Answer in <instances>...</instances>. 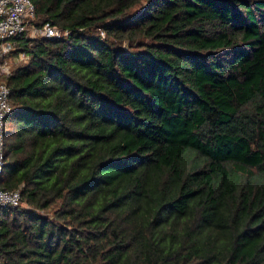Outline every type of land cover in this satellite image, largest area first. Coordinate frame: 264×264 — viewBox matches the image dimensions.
<instances>
[{
  "label": "trees",
  "instance_id": "obj_1",
  "mask_svg": "<svg viewBox=\"0 0 264 264\" xmlns=\"http://www.w3.org/2000/svg\"><path fill=\"white\" fill-rule=\"evenodd\" d=\"M31 2L0 264H264V0Z\"/></svg>",
  "mask_w": 264,
  "mask_h": 264
},
{
  "label": "built area",
  "instance_id": "obj_2",
  "mask_svg": "<svg viewBox=\"0 0 264 264\" xmlns=\"http://www.w3.org/2000/svg\"><path fill=\"white\" fill-rule=\"evenodd\" d=\"M33 15L34 7L31 0H0V76H5L9 72L10 62L5 55L12 48L11 37L24 30L33 35L66 34V30H60L49 22H43L40 26L33 25L29 22ZM18 57L22 58L23 53H19ZM8 109V88L0 81V171L3 162V116ZM18 203V189L0 187V206H16Z\"/></svg>",
  "mask_w": 264,
  "mask_h": 264
},
{
  "label": "rangeland",
  "instance_id": "obj_3",
  "mask_svg": "<svg viewBox=\"0 0 264 264\" xmlns=\"http://www.w3.org/2000/svg\"><path fill=\"white\" fill-rule=\"evenodd\" d=\"M31 34V33H30ZM18 57L17 56H12V57H9L8 59H9V62H10V64H12V63H14V62H16V61H18V59H17Z\"/></svg>",
  "mask_w": 264,
  "mask_h": 264
}]
</instances>
